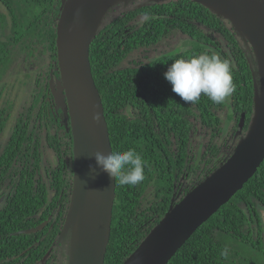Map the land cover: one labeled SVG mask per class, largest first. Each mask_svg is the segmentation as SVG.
Here are the masks:
<instances>
[{"label": "trees", "instance_id": "obj_1", "mask_svg": "<svg viewBox=\"0 0 264 264\" xmlns=\"http://www.w3.org/2000/svg\"><path fill=\"white\" fill-rule=\"evenodd\" d=\"M0 4L4 9L0 11V77L17 46L27 55L37 47L39 54L47 51L55 63L49 66H55L53 73L58 76L55 19L60 0H0ZM146 14L150 19L144 21ZM227 23L200 3L170 0L129 9L105 24L92 40L89 61L112 152L135 149L143 158L145 176L136 186L115 180L104 264H120L164 215L171 198L180 199L222 160L215 141L226 126L218 115L226 103L214 104L203 95L197 103H185L163 76L174 60L199 54L228 60L235 91L225 106L224 120L231 121L232 136L244 114L242 131L247 130L253 114L252 69ZM176 33L187 37L182 47L125 65L132 52L149 49ZM52 103L48 83H39L0 150V264L42 260L63 224L72 182V136L68 120L61 124ZM5 111L0 110V135L9 119ZM199 129L208 134L207 143L201 146L199 141L192 150L191 136ZM44 143L54 152V165L42 162ZM46 219L38 231L12 234ZM225 249L226 256L221 254ZM45 264L54 263L47 259ZM165 264H264V159L242 188Z\"/></svg>", "mask_w": 264, "mask_h": 264}, {"label": "water", "instance_id": "obj_2", "mask_svg": "<svg viewBox=\"0 0 264 264\" xmlns=\"http://www.w3.org/2000/svg\"><path fill=\"white\" fill-rule=\"evenodd\" d=\"M119 0H60L55 26L58 78L49 81L53 103L68 120L72 136V182L60 235L70 230L68 264H104L110 238L115 180L95 167L92 157L112 152L100 93L89 61V47ZM227 20L255 55L253 114L245 135L214 170L171 204L120 264H165L186 239L242 188L264 159V0H192ZM57 110V108H56ZM97 114L99 120H93ZM244 114L239 129L242 130ZM48 222L13 235L42 229Z\"/></svg>", "mask_w": 264, "mask_h": 264}, {"label": "rangeland", "instance_id": "obj_3", "mask_svg": "<svg viewBox=\"0 0 264 264\" xmlns=\"http://www.w3.org/2000/svg\"><path fill=\"white\" fill-rule=\"evenodd\" d=\"M170 0H119L114 5H112L107 13L105 14L101 26L107 24L115 17L121 15L122 13L132 9L136 6L142 4H151V3H161L167 2ZM0 11H4L3 6L0 4ZM57 21V18L55 19ZM226 22H228L226 20ZM56 24V23H55ZM228 24V23H227ZM229 27H233L231 23L228 24ZM8 31H5L7 33ZM233 32L235 36L239 40V43L242 49L245 52L247 60L250 64L252 69L255 82L258 85V69H257V62L255 55L252 52V49L249 43L246 41L244 37L241 36L239 32L233 27ZM4 39V37L2 38ZM187 39L186 36L176 33L173 34L155 46L145 49V50H138L132 52L128 57L127 61L125 62L126 66H130L133 64V61H146L152 56L163 54L174 49L180 48L184 45V41ZM40 47L34 49L31 54H28V51L20 50L17 46L12 49L11 53V61L10 66L6 69L3 75L0 77V110H6V113H9V119L6 124L5 130L0 135V150L3 148V145L6 143L9 134L11 132V128L15 122V118L18 116L19 112L23 111L27 106H29L32 102V95L34 94L36 87L39 86V83L44 86L45 83L49 85V81L55 82L58 76L53 73V69L55 66H49L50 62L55 64L54 61L51 60L50 56L48 55L47 51L44 53L39 54ZM46 72L49 73V77L46 76ZM36 79H38L39 83L36 84ZM5 85V88H3ZM225 106L227 103H230V96L225 100ZM54 104V103H53ZM39 106V105H37ZM36 106V107H37ZM55 106V104H54ZM223 107L218 111V115L222 123L226 126L224 131L219 134V137L215 141L220 145V157L222 158L221 162H223L233 151L236 144L239 140L245 135L246 130L238 129L232 136H231V121L224 120L226 118V107ZM57 108V112L55 113L61 119V124H66L65 119H63V113L59 106H55ZM54 107V108H55ZM55 108V109H56ZM66 128L62 129L66 131ZM53 131V130H52ZM44 130H42L41 138H44ZM208 134L205 133L204 130L199 129L191 136V148L195 150L196 143L199 141L201 142V146H204L207 143ZM44 142V139H43ZM203 147H201V150ZM42 162L45 165L51 163L52 165L55 164V156L53 150L46 146L44 143L42 149ZM220 162V163H221ZM219 163V164H220ZM218 164V165H219ZM204 177V176H203ZM179 199L178 196L175 197V201ZM1 203V200H0ZM69 244H70V230L67 229L63 234H58L54 239V242L51 246V253L53 259L56 260L57 264H66L67 263V253L69 252Z\"/></svg>", "mask_w": 264, "mask_h": 264}, {"label": "clouds", "instance_id": "obj_4", "mask_svg": "<svg viewBox=\"0 0 264 264\" xmlns=\"http://www.w3.org/2000/svg\"><path fill=\"white\" fill-rule=\"evenodd\" d=\"M149 19L146 14L144 21ZM163 76L172 91L187 104L197 103L202 95L214 104H222L235 91L230 62L216 55L199 54L176 59ZM93 120H99V116L94 114ZM92 157L96 166H90V173L94 175L99 169L122 186H136L145 179L143 158L135 149L109 152L107 155L96 152ZM221 254L226 256L227 250Z\"/></svg>", "mask_w": 264, "mask_h": 264}, {"label": "flooded vegetation", "instance_id": "obj_5", "mask_svg": "<svg viewBox=\"0 0 264 264\" xmlns=\"http://www.w3.org/2000/svg\"><path fill=\"white\" fill-rule=\"evenodd\" d=\"M50 106H54V104L52 103ZM55 107V106H54ZM56 108V107H55ZM55 111H56V109H55ZM57 112V111H56ZM221 162V160L218 162V164ZM68 207V206H67ZM67 210V209H66ZM47 220V219H46ZM61 228H62V226H61ZM61 228H60V231H61ZM60 231H59V233L58 234H60ZM70 249V248H69ZM51 247L47 250V252H46V254H45V256H44V258H42V260L40 259L39 261H37L35 264H45V261L47 260V259H49L52 263H54V264H57V262H56V260L55 259H53V256H52V253H51ZM69 255H70V252H68L67 253V263L66 264H68V262H69Z\"/></svg>", "mask_w": 264, "mask_h": 264}]
</instances>
